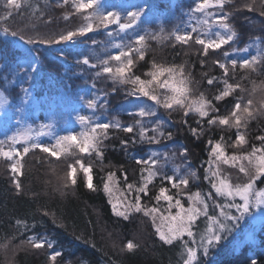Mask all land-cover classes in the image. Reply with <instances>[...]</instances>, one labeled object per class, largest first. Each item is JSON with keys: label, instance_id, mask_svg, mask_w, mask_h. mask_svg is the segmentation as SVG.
Returning <instances> with one entry per match:
<instances>
[{"label": "trees", "instance_id": "trees-1", "mask_svg": "<svg viewBox=\"0 0 264 264\" xmlns=\"http://www.w3.org/2000/svg\"><path fill=\"white\" fill-rule=\"evenodd\" d=\"M105 1L108 0H97L94 7L103 13L99 6ZM113 1H116L114 12L119 13L124 22L130 10L129 0ZM195 2L140 0L138 10L142 14L132 28L121 31L117 24L99 28L94 25L93 31L84 36L56 43L61 33L85 25L88 22L85 17L93 10L76 13L72 0L67 5L63 0H0V105L8 110L0 118L1 140L9 135L2 119L16 123L18 116L24 113L27 122L35 127L27 143H41L43 128L37 118L39 111H43L45 119L49 120L55 114L67 113L73 106L87 105L86 101L92 97L96 107L91 108L90 115L81 122L82 133L97 124L100 118L110 124L108 138L98 144L102 157L96 151L83 153L75 144L59 157L32 149L18 157L22 171L16 174L10 170L12 161L0 157V264H183L186 259L184 242L189 241L193 248L199 247L193 238L200 237L206 228V217L202 215L193 226V237L185 233L170 246L159 240L157 220L154 221L152 216L129 211L120 217L112 209L115 203L124 211L127 204L140 195L142 206L160 208V213L156 214L158 220L160 214L167 215L169 211L175 214L180 209H169L167 201L154 199L159 187H167L168 194L173 196L172 203L180 199L185 208L191 203L189 195L214 193L211 174L206 170L217 168L215 162L209 163L214 161L212 148L215 143H223L226 155L247 154L252 147H261L257 137L264 135V66L257 67L256 71L237 68L233 72L230 69L225 76L218 64L231 59H248L264 48V18L259 16V3L264 0H257V11L243 7L251 0H225L223 11L226 15L235 13L230 16L229 23L237 35L220 49H209L207 54L195 42V37L201 38L204 32L215 35L218 29H223L217 22L220 9L217 6L208 9L211 16L193 13L190 9L194 8ZM204 20L208 24H204ZM193 28L197 31L193 32ZM186 33H191L192 37L187 44L175 39L177 34ZM141 35L146 38L140 47L145 52V59L139 60L137 51H132L130 57H123L125 61L129 58L135 61L130 77L149 79L147 73L153 69V64L172 67L177 73L182 65V75L189 82V100L201 96L210 100L216 109L213 116L229 115L237 97L253 99L257 115L241 129L246 135L245 145L240 149L232 147L234 128L219 124L209 126L207 118L202 119L195 112L185 115L179 108L165 110L139 93L129 95L131 84H120L118 80L113 83L109 74L102 72L103 67L114 69L119 65V61L109 59L116 55L114 43L127 51L140 46L136 41ZM45 40L54 42L46 44ZM233 48H246L247 52L233 51ZM85 57L89 59V65L81 62ZM22 59L28 60L27 66ZM168 75L165 73L161 80L168 79ZM210 79L212 84L208 83ZM225 79L234 88L239 87L229 97L217 101L215 96L223 90ZM156 91L165 93L167 89ZM140 103L147 105L148 111L155 107L157 115L143 119L135 115ZM137 119H141L140 123ZM157 121L163 124H157ZM64 124L61 120L59 127ZM116 124L121 127H111ZM128 125H132L133 132L123 130ZM154 126L165 134L171 133L172 139L161 138L159 145L146 140L141 142V129H149L148 135H155L151 132ZM192 129L200 134L193 135ZM4 147L7 150V145ZM160 148L156 164L141 163L146 160V153ZM140 153L143 156L138 158ZM70 165L76 166L75 185L66 182ZM83 165L92 169L94 190L86 186L85 177L90 185L92 175L88 176ZM148 168L156 172L148 193L129 191V184L141 186ZM219 171L220 178L230 177L231 172L236 174L231 180L247 182V177L231 164H219ZM109 173H115L114 184L110 185L111 194L103 190L104 179ZM165 176L173 179H164ZM181 179H187L189 183L173 188V183L179 184ZM14 181L20 183V189L15 187ZM263 183L264 176L259 177L255 185ZM181 192L183 194H179ZM216 199L221 201L222 198ZM18 220L22 223L18 224ZM242 226L241 234L230 231L219 244L212 246L207 256L200 251L199 264H249L250 258L257 264H264V219L257 224L247 221ZM32 236L49 238L51 247H48L50 241H46L40 248H35L36 240L28 242ZM128 243H133L134 247L128 249ZM54 250L61 253L56 261L51 260L57 253Z\"/></svg>", "mask_w": 264, "mask_h": 264}, {"label": "snow or ice", "instance_id": "snow-or-ice-1", "mask_svg": "<svg viewBox=\"0 0 264 264\" xmlns=\"http://www.w3.org/2000/svg\"><path fill=\"white\" fill-rule=\"evenodd\" d=\"M64 4L67 5L69 0H63ZM72 5L76 13L83 14L87 10H93L85 17L88 21L85 25L75 29L63 32L58 36L59 42H70L73 41L77 36H84L86 33L93 31L95 27H107L111 24L119 25L121 31L125 29H130L133 25L137 24V21L141 17V10L129 11L126 14L124 22L119 13L112 11L106 14L100 12L98 8L94 6L97 5V0H72ZM225 5V0H196L194 3V8L190 9L193 13H204L206 16H211L212 13L208 9L213 6H217L220 10L218 12V23L220 27L228 30L231 34L221 35L217 33V39L205 40L197 35L195 37V42L203 47V52L208 53L209 49H220L222 45H227L229 41H233V38L237 35L235 31H232L229 23L231 15L235 13L225 14L223 11V6ZM245 9L251 11H257V0H251L250 3L243 5ZM259 16L264 18V2L259 3ZM204 24H208L207 20L203 21ZM196 32V28L192 29ZM191 33L177 34L175 39L177 41L187 44L191 39ZM143 35L138 36L136 43L140 45L136 48H129L127 51L119 52L118 55L110 56V60L119 61V65L114 69L112 67H103L102 72L109 74V77L116 83L117 80L120 84L129 83L132 85L129 95L135 96L139 93L142 96L147 97L149 100L155 102L156 105L162 106L165 110H173L174 108L182 109L185 115L191 112H195L200 118H207V124L209 126L214 124L230 126L236 130L235 140L232 144L233 148L240 149L243 145L247 143L246 135L241 131L242 128H246L248 121L253 119L257 115V110L254 109V101L249 98L244 100L243 97H237V102L233 105V110L227 116H213V112L216 111L215 106L210 100L205 99L201 96L197 100H189V82L188 78L182 75L183 66H179L180 73L172 67H165L162 65L153 64V69L147 73L149 79H142L141 76H131L133 65L135 61L131 58L124 60V56H131L132 51L138 52V59H145V52L140 50L143 47V41H145ZM53 40H45L44 43L52 44ZM233 51L247 52L246 48L232 49ZM227 56V53H225ZM85 65H89V59L87 57L83 58L81 61ZM203 63V61H201ZM104 63H108V60H104ZM97 65H92L96 67ZM219 68L223 70L225 76L229 73L231 69L233 72L237 68L243 69L245 71H256L257 67L264 66V48L257 51L256 55H251L248 59H231L227 63H219ZM168 73V79L161 80V77ZM209 84L213 83V80H208ZM236 85L235 88H238ZM167 89L165 93H158L157 89ZM235 88L232 84L227 82L225 79V86L218 95L215 96V100L221 101L224 98L229 97ZM88 107L95 108L96 104L94 100L86 101ZM135 115L143 119L144 117H154L157 115L156 108L153 107L151 111L146 110L145 107H140L135 112ZM81 122L85 120V117H79ZM141 119H137V123H140ZM184 122V121H183ZM157 124H163L162 121H157ZM120 128V124L111 125ZM110 128L109 123H97L91 126L88 131L81 133L78 139L76 135L69 134L61 136L56 140L53 146H44L41 143L29 141V135L13 134L6 136L5 139L0 140V157L6 158L11 163V172L13 174L19 173L21 171L20 164L21 161L18 157H22L29 153L32 149H41L44 153H50L52 157H59L61 153L67 152L69 147L75 144L81 152L89 153L90 151H96L101 157L103 156L102 151L98 148V144L102 143L103 139L108 138V130ZM129 133L133 132L132 125H128L123 129ZM202 131V130H201ZM149 129H141L139 134V139L141 142L148 141L149 143L160 144L161 140H171L172 134L165 132L156 126L151 128V132L155 135H148ZM193 135H199L200 133L196 129H192ZM162 138V139H161ZM260 141L261 147L257 149L252 147L251 151L247 154L241 152V154L226 155L225 147L222 142H217L212 148V154L214 156V161H209V163L215 162L217 164L216 170L209 168L206 173H210L212 180L211 188L215 190L214 193L209 192L207 195H203L201 192H196L188 196L189 201H191L188 208H185L180 199H176L173 204V196L169 195L168 188L161 186L159 187V192L154 196L157 201L164 200L168 202V208L173 207L180 209V211L172 214L170 211L168 215H159V220L163 227H157L156 232L158 233L159 240L167 245H173L175 241H178L185 233L188 237H193V226L197 221V217H206V228L200 233L199 237V247L193 248L189 246L190 242L185 241L183 247L185 248L186 259H183V264H199L198 255L202 251L204 256H207L213 245L219 244L221 240L225 238V235L231 231L229 228V222L234 220H239L244 214L249 213L251 209L259 207L264 204V189L260 191L255 190V183L259 177L264 176V135L257 137ZM20 140L26 141L25 145L22 147V151L18 150L16 145ZM5 145H7V150H5ZM259 153V155H257ZM156 157V153L152 154ZM15 158V159H14ZM247 161V165L242 163V161ZM239 162V163H238ZM83 164L82 161L79 162ZM144 165L149 163L148 160L141 161ZM152 164H156L157 160L155 158L151 159ZM231 164L234 167H238L239 173L247 177V182L242 184H232L227 178H220L219 164ZM89 175H92V169L89 166L87 169ZM147 176L142 177L143 183L141 186L136 187L134 184L128 185L129 191H135L136 193H148V186L152 182L153 177L156 172L151 168L147 169ZM208 178V175H205ZM164 179L172 180V176H165ZM70 181L72 185L77 184V170L75 165H70L68 173L66 174V182ZM94 177L92 175V183L89 185L87 183V177H85L86 186L90 190H94ZM103 183V190L111 194L112 188L110 185L114 184L115 173H109ZM15 187L20 189L21 185L18 181H14ZM189 181L187 179H181L179 184L173 183V188H178L180 185H187ZM183 194V192L179 193ZM217 197L225 198V202L218 203ZM236 197H239L242 203L236 201ZM230 198V199H229ZM219 209L218 212L213 211V214L209 215V207ZM112 209L117 216L124 217L126 212L135 211L143 212L147 216H152L153 220L157 219L156 214L160 213L159 207L148 208L146 205L142 206L141 196L136 195L134 202L127 204L124 211L119 210L118 204H112ZM235 209L236 212L240 213L239 216L233 215L232 210ZM18 224L22 223L17 221ZM29 243H33L32 238H29ZM42 245L40 243H34L35 248H40ZM51 247V244L48 245ZM134 247L133 243H128L127 248L132 249ZM61 253L57 252L51 256L52 261H56L57 257ZM249 264H257V261L250 258Z\"/></svg>", "mask_w": 264, "mask_h": 264}, {"label": "rangeland", "instance_id": "rangeland-1", "mask_svg": "<svg viewBox=\"0 0 264 264\" xmlns=\"http://www.w3.org/2000/svg\"><path fill=\"white\" fill-rule=\"evenodd\" d=\"M146 0H144L145 2ZM128 7H129V11H135L139 9V5H140V0H129V2L127 3ZM100 10L103 11V13H107L109 11L114 12L115 8H116V1L113 0H108L105 1L103 3H101V5L99 6ZM217 33H220L221 35H229V33H226V31L224 29H218V31L216 32L215 35H210V33L208 32H204L201 35L202 39L205 40H209V39H217ZM122 46L119 43H114L113 48L115 49V54L118 55L119 52H122ZM22 63L25 64V66H27L28 64V60L26 59H22ZM91 100H94V97H92ZM147 105H145L144 103H140L138 104V108L140 107H146ZM72 110H69L67 113L63 114H55L53 116L49 117V120L45 119V115L43 111H39L37 114V118L38 120L42 123L40 125L41 128H43V132L41 133L40 137H41V144H43L44 146H53L56 143V140L61 137V136H65V135H69V134H74L77 136V138L79 139L82 133V127H81V120L79 119V117L83 116V117H87L90 115L91 109L88 107V105L83 104L82 106H80L79 108H77L76 106L71 107ZM131 110H134L133 107L131 106ZM8 113V110L6 111V108L4 107V105H0V118H3V116L5 114ZM23 116H18V119L16 121V123H12L10 124L8 121L3 120L1 121V123L6 125V128L8 129V133L10 135L13 134H20V135H31L33 133V131L35 130L34 125L30 124L29 122H27L26 120V114H22ZM61 116H63V118H61ZM64 120L65 124L62 125V127H59L60 121ZM98 123H106L105 120L103 118H100ZM1 140V138H0ZM26 141L24 140H20L18 142V144L16 145L17 149L22 151V147L25 145ZM150 152V153H149ZM148 154L146 153L145 157L146 160H148L151 163V159L155 158L156 160L159 159L160 157V153H161V148L160 149H154L149 151ZM153 153H156V157H153ZM143 156L142 153L138 154V158H141ZM20 159V158H18ZM21 161V159H20ZM239 163V162H238ZM247 165V162L245 163ZM153 165V164H152ZM86 170L88 169V166L83 165ZM20 168L22 171V162L20 164ZM21 171L19 173H21ZM236 176V174L231 173L230 172V177L227 178V176H223L222 178H227L232 184H242V183H238L236 181L231 180L232 178H236L233 177ZM89 176V174H88ZM246 181H244L245 183ZM261 189H264V183L260 186L255 185V190L256 191H260ZM213 193V192H212ZM221 201L217 202H225V198L221 197ZM230 199V198H229ZM237 202L242 203V201L240 200L239 197L235 198ZM211 210V213H213V211L218 212L219 209H213L210 205L209 207V211ZM232 214L239 216L240 213L236 212L235 209L232 210ZM168 215V214H167ZM264 219V204L260 205L259 207L253 208L250 210L249 213L244 214L242 217H240L239 220H234L229 222V228L232 231V234H236L239 233L241 234L240 229L243 224H246L247 221H251L255 224H257L259 221ZM157 220V224L156 227H159L161 224H159V220ZM248 228H246L247 230ZM198 237L196 236L193 238V241L196 245L199 246V241H198ZM32 240H36L37 243H44L46 241H50L49 238L42 236V237H35L32 236L31 237ZM51 245L52 242L50 241ZM55 252H57V250H54Z\"/></svg>", "mask_w": 264, "mask_h": 264}]
</instances>
